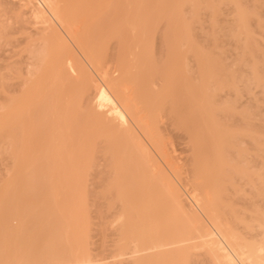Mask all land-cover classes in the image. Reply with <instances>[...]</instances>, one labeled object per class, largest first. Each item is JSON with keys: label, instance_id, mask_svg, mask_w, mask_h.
<instances>
[{"label": "bare ground", "instance_id": "bare-ground-1", "mask_svg": "<svg viewBox=\"0 0 264 264\" xmlns=\"http://www.w3.org/2000/svg\"><path fill=\"white\" fill-rule=\"evenodd\" d=\"M122 1L125 0H118L116 5H122L120 3ZM113 4L114 0H0V42L4 43H1L0 46L2 44L4 46H12V48L22 46L18 53L19 55L25 54V62L20 63L25 64L24 69L26 72L22 90L19 92L21 96L18 94L16 95L17 97H11V100L8 99L10 103L8 101L0 103V152L3 151L2 148L5 150V146H7L2 140L11 139L10 136L14 134L12 141L10 140L11 142L9 141V143L7 139L8 143L6 142L8 149L5 151H8V153L5 156L8 157L7 159L11 157L10 159H13L12 162L14 161L12 164L10 160L11 164L8 166H12H10V169H6L12 173V176H10L11 181L8 179L9 177L7 178L9 183L6 180L9 184L7 189L12 187L14 189L18 185L16 180L18 178L20 180L21 176L24 177V180L25 173L30 175V169L32 168L31 172L36 177H38L37 173L40 171L46 172L48 170L47 178L40 176L38 180H44L45 178L47 184L48 181L50 182L49 185L54 184V190L51 192L55 196V203L53 202V204L57 203L58 198H64L66 185L63 184L62 187V184H59L55 178L56 169H61V166L57 165V168V166L54 167L53 165L52 168L50 167L52 172L49 171V167L44 171L43 169L39 171L38 167H32L33 164H31L29 169L25 165L26 159L23 158L28 159L29 157L33 161L36 157L40 156L36 158V160H40L42 156L44 157L48 154L55 157L54 155L62 151L59 148L63 147L61 146L63 145L62 142L70 145L74 134L72 121L69 120L67 115V109L72 104L75 106L82 101H86L89 98L88 93L92 91L94 95L93 99L90 100L91 114L88 117H90L89 120L94 125L98 123L102 128L101 131H104L106 153L105 148L101 151L104 154L102 162L104 160L103 164H106L105 166L109 168V175H107V181L110 182L108 183L110 187L109 203H117L119 206V213L112 222L116 227V238L118 239L115 242L117 247L111 258L115 261L126 260L127 264H190L191 262L197 264L202 260H199V258H203L202 264L203 261L204 264H264V208H261L262 205L264 207V138L260 137L255 123L250 122V120H247L246 124H244L245 126L240 130L234 128L226 131L223 127L220 129V124L215 122L218 125L213 123V126L211 124L209 126H212L211 129L213 130H210L211 132L209 133L211 135L207 137L211 146L205 151V140L203 138L200 139L197 132H189L188 144L190 153L193 156L192 161L196 154L199 153L203 155L201 156V159H203L202 165L206 166V172L199 173L194 177V181L196 183V179L201 177L209 178L204 182L202 189L198 182L196 183L198 186L193 185L195 183H191L193 185L192 189L182 185L177 179L178 169L172 167L165 159L153 120L146 118L141 111L142 104L146 101V92L149 87V84H146V79L148 80L149 77L148 73H150L149 68H146L147 65L146 67L141 66L139 64L140 60L136 64L135 69L133 68L134 71L126 69L127 67L125 66L127 64L124 65V63L118 61V58L121 57V55L119 57L118 55L122 51L115 56L116 51L120 49L113 51L111 55L106 52V44L109 40L115 39L117 43L120 42V28L122 26L130 27V24L134 23H129L128 15L119 17L112 12L111 18L109 16L108 24H105L107 20L105 23H100L97 27L98 30L92 34L93 36L89 34L91 25H88L87 22L89 23L90 21L92 23L95 20L94 15L97 16L101 15L102 12H108ZM156 11L153 12L157 14L154 17L158 18L159 12L157 13ZM89 16L94 17V20L91 21L92 18ZM242 17L243 13L240 11L238 19ZM77 24L80 27L76 28ZM136 24L133 26L137 29ZM242 31L245 34L248 32L245 29ZM136 37L134 36V38ZM161 42L164 44L163 47H167L165 39ZM122 43L124 45L123 41ZM146 45L144 44L148 48ZM185 47L187 49L186 54L190 55V58L193 56L192 58L195 59V54L196 56H201V54H198L199 50L195 49V52L193 51L196 48L195 46L187 43ZM140 48L144 47L140 46ZM146 48L141 50H146ZM174 49H170V53L166 54L168 65L163 77L165 92L172 93L175 91L177 89L176 87L173 90L175 83L177 81L182 83L179 78L185 75L186 78H181L187 79V85H183L186 88L185 90L188 88L192 90L190 87L193 84V86L196 85L198 87L197 89L196 87H191L198 92L197 95L193 91L196 97L194 95V97L192 95L190 97L189 92L191 91L188 90L187 92L191 104L194 100V106L198 104V98L199 102H201L196 106L197 108L191 107L193 104L189 106V109L187 108L186 110V115L191 117V119L198 116L206 121V117L210 116L208 109L210 108L209 110L211 111L209 106L210 99H212L211 93L218 89L217 86V88L214 86L219 82L222 87L228 88L229 85L221 83L224 81L221 79L215 83L214 78L216 75L213 77L207 75L209 74L206 70L208 68L202 67V63L204 65L206 60L204 58L206 56L203 55V57L201 56L202 60L199 57L196 58V62H201V64L197 63L196 66L198 70V66L201 65L202 69L199 68L201 72L199 71L198 74L194 72L196 70H191L194 72L193 75L197 74L195 79L199 75V79H196L199 86L196 84V80L191 82L192 75L189 77L190 74L188 76L187 74H182L181 76L183 72H181V66L178 64L181 61L177 62V60L182 58L180 54L182 51L178 54V51ZM139 50L136 49L137 53L141 52ZM171 50L173 51L171 52ZM136 51L134 54H136ZM140 54L138 53L137 55L140 57ZM106 55L110 58L112 57L109 60L112 61L113 59L114 61V66L111 64L113 66L111 74L113 75H110V70L107 67L105 70L100 67ZM187 55H182L185 56L184 59H181L184 63L190 60ZM142 56L144 57V55ZM130 60L132 59L130 58ZM137 61L139 60L137 59ZM143 61L145 62V59ZM133 64L135 63L133 62ZM87 68L92 73V76L87 71ZM5 69H8V74L5 76L0 75L2 83H5L9 75H15L17 78L21 77V71L24 70L14 67L12 64H7ZM145 69H148V73L145 72ZM184 69H188V67L186 66ZM253 76L255 78L252 81L258 85L260 83L259 77L256 73ZM185 80H183V83ZM188 83H191V85ZM210 84L214 85L211 90ZM51 88L56 90L54 91L56 92L55 94ZM66 88L71 91L65 93L68 90ZM2 89V91H5L6 88L3 86ZM47 89L49 90L47 91ZM74 94L78 96L74 97ZM35 97L37 100H32ZM38 98L44 101H46V98H51L54 102L53 105L56 107L55 109H57L58 105L62 107L58 106L63 111V114L59 115L60 118L63 116V121L60 119V122L62 121L60 124L62 127L60 128L63 131L60 134L64 137L60 138L61 136H59V140L63 139L62 142L58 141L55 142L57 144H53L57 133H51L52 130L50 129V131L49 128L53 129L56 124L53 127H50L49 124V127L47 125L45 127L48 128L46 133L50 131L51 134L56 136L51 138L53 140L52 143L50 141L51 134L48 140L42 134L43 127L40 123H43V121L39 123L40 126L38 124L37 128H33L34 126L32 127L31 125L32 129L29 128V131H26L27 133L23 131L26 129L24 122L28 124L30 119L34 118L32 116L35 109L33 104L39 101ZM182 104L185 105L184 103ZM32 105L34 106L33 110ZM202 108L204 110L207 109V111L200 110ZM59 109L57 111L61 112ZM30 111L32 118H22L24 114L27 117ZM52 115H54L53 112ZM52 117L55 118V116ZM21 118L22 120L24 119L22 123ZM54 120L56 121V119ZM54 120L52 123H56ZM31 122H34V119ZM19 123L23 124V128L21 126L23 130L20 127L18 128ZM36 123L34 125H37ZM193 125L195 124L193 123ZM11 130L15 133H10L11 135L9 136L8 132ZM31 130L33 131L31 132ZM57 132L59 133V131ZM27 137L29 144L26 143V147H23V144L27 142ZM141 137L147 142V148L153 149H150L153 153L149 152L146 145L143 144L146 143L145 141L141 142ZM237 138L239 140L236 141ZM242 138L249 140V143L251 142L250 144L247 142L249 150H247L248 148L245 150L239 149L241 144H245L244 140H241ZM3 145L5 146L3 147ZM54 145L57 147L56 149H60H58L59 152L57 154H55ZM67 145L64 144V148ZM65 149L64 151L68 152V149ZM43 150H46L47 155ZM232 150L233 152L236 151V159L231 157ZM223 152H230V154H225L226 156H224ZM60 155H62V152ZM54 163L56 164L57 162ZM64 163H66L65 160ZM66 165L68 166L64 165L63 169L70 168L69 164ZM28 170L29 172H27ZM229 170L234 172V176L238 177L233 178L236 182L237 179L238 181L240 180V183L238 184L237 182L238 185L236 184L237 187L233 185L235 191L239 188L238 194L242 193L240 189L244 188V186L247 187L246 189L249 188L248 190L242 189L244 192L247 191L249 193L251 190L250 194L246 193L250 196L248 198V202H250L248 206H250L246 205L247 207H242L240 211L228 207V203H223L224 200L221 199L222 193L225 191L224 184L230 182L228 186L231 187V182H234L230 179V177H233L230 176L232 172L225 175L226 171ZM21 171H26L24 176L23 174L20 175ZM49 173L51 174L49 175ZM31 175L29 178L32 180L28 179L27 175V180H25L33 181L34 177L33 175L31 177ZM171 178L173 181H177L175 182L177 186L172 183ZM38 180L36 179L35 181ZM242 183L243 187H239ZM1 186L2 184H0V191L4 185ZM50 188L52 190V187ZM179 189L183 192H179ZM14 192L16 190H13V194H9L13 197ZM3 193L0 194V264H103L102 260H96L90 253L85 252L87 255L83 253L84 255L81 256L77 254L78 245L74 246V237L76 235H74L75 232H73L72 226L68 225L74 219V209L71 205L74 203H69L66 200L63 206L56 204L48 207V202L47 205L44 204L46 200L39 199L38 205V202L36 204L32 202L29 204L28 202L25 205L23 204L24 201L19 203L20 196H18L19 200L17 198L16 200L13 199L14 201H10L8 200L9 198H6L7 201L5 197L8 193L5 191L4 198ZM21 195L25 194L21 193ZM10 199L12 198L10 197ZM40 201L44 203L42 204ZM258 202L262 204L260 208L258 207ZM21 204H23V207L20 208ZM39 205L40 207H38ZM230 206L232 207L233 205ZM34 208L41 209L39 212L36 211V214L38 213V216L41 217L38 224L39 228L41 227L40 230L46 227L50 217L58 215V222L55 228L56 235L53 234L54 239L43 240L40 243L41 248L39 250H36L35 243L33 244V237L31 234H29L30 236L27 235L30 232L25 227L28 222L30 223L29 220L31 219L32 221V217H34ZM71 216L73 217L71 218ZM9 221L11 222L10 224ZM13 221L15 222L14 226L11 225L14 224ZM27 226L29 227V225ZM24 231H26L25 238ZM20 232L21 234H19ZM8 233L9 237H5L4 234L7 235ZM20 235L23 236L25 241H21L25 243V248L21 247L22 249L20 246L17 247V243H22L20 241L15 242L18 238L17 236L20 237ZM56 237H59V240ZM59 241L64 243L63 248ZM81 245L83 244L81 243ZM41 249L43 253L38 254ZM41 258H43V261H40Z\"/></svg>", "mask_w": 264, "mask_h": 264}, {"label": "rangeland", "instance_id": "rangeland-1", "mask_svg": "<svg viewBox=\"0 0 264 264\" xmlns=\"http://www.w3.org/2000/svg\"><path fill=\"white\" fill-rule=\"evenodd\" d=\"M117 2L118 0H114V4L112 5L111 9L108 10L109 13L106 11L105 13L102 12L101 15H97V16L94 15L95 20L94 17H91L92 15L89 16L90 18H92V20L88 17L89 20L91 21L94 20L92 23H90L89 20H88L89 23L87 22L88 25L89 24L91 25V29H90L91 33L89 30V34H91L90 36H93L92 34H94V32L98 30L97 27L99 26L100 23H105V21L107 20L105 24H108L109 16L111 18L112 12L116 13V16L119 17L128 15L127 17H129L128 18L129 23L130 22L134 23V24H130V27L122 26L120 28V34H121L120 42L117 43L115 39L109 40L106 44L107 45L106 52L108 53V55H111L113 51L120 49L119 51H116L115 56H117V53H120L122 51L121 52L122 54L120 53L118 55V57L121 55V57L118 58V61L120 63L121 62L124 63V65L127 64L125 67H127L126 69L129 70H133V68L135 69L136 64H138L140 60L141 62L139 64L141 66L143 65V67L144 66L146 67L147 65L146 68H149L150 73H148V69H145V72L149 74L148 80L146 79L147 82L146 84H149L148 85L149 87L146 92V99H145L146 101L142 104L141 111L143 112L146 118H151L153 120L155 124V131H157V134L159 136L158 137L160 140L159 142H161L162 144L161 147L163 149L165 159L168 161V163L171 164L172 167L178 169V175H177L178 181L182 185H186L188 189L191 188L193 185L198 186L196 184L198 182L200 188L202 189L204 187L203 186L204 182L209 177L206 178L201 177L202 179L201 178L196 179V183L194 181L195 179L194 177H196L199 173L201 174L202 172L204 173L206 172L205 170L206 166L204 167V165H202L203 159H201V156L203 155L199 153L196 154L194 160L192 161L193 156L190 153V148H189L190 146L188 144L189 132L192 131L197 132L198 137H200V139L203 138L205 140L204 143L205 151H207V149L210 148L211 146L210 140H208L207 137L211 135L209 132L213 131L211 127L213 126L212 124L215 122L220 124L219 125L220 129L223 127V129H225L226 131L227 129L229 130L234 128L240 130L245 126L244 124H246L247 120H250V122L255 123L256 128L260 133V137L264 138V0H127L128 2L127 5H126L127 2L125 0L120 2L122 3V5L121 4L116 5ZM154 11H156L157 13L159 12L158 18L154 17V15L157 16V14L153 13ZM240 11L243 13V17L238 19V13ZM135 24L137 29L134 28L133 26ZM75 27L78 28L80 26L77 24V26ZM135 29L137 30V34ZM244 29L248 31L247 34H245L244 31H242ZM134 36L136 38H134ZM162 38L166 40L167 47L165 46L163 47L164 44H162L163 42L161 41H163L164 39L162 40ZM122 41L124 42V45ZM1 43L3 42H0V44ZM187 43L196 47L193 50L194 52L196 49L197 51L199 50L198 51L199 55L201 54V56L202 55L206 56L204 58L207 60V61L205 60V64L207 65L205 66V64L203 65L202 63V67L208 68L206 69L209 73L207 75L208 76L210 75L212 77L216 75V77L214 78L215 83H217L221 79L224 80L221 83L223 84L226 83L227 85H229V87L227 88V87H222L220 82L215 86L210 84V90L213 88V86L214 87L217 86L218 89L215 90L214 93H211L212 99H210V105H209L211 107V111L209 110L210 109L209 108L208 113H210V116L206 117L207 118L206 121L204 119L202 120L198 116L193 117L194 119H191V117L186 115V110L187 108L189 109V106L193 104L191 107L195 108L201 102H199V98H198V102H197L198 104H195L194 106L193 102L195 100L193 101L191 99L193 101L191 104L190 97H192L193 95L195 96V94L198 93L196 92V89L198 87L196 85L193 86L194 84L192 83L193 84L192 86L196 87V89L191 88L192 87L191 86L190 89L192 90H189V88L185 90L186 88L184 86L187 85L186 83L187 79L186 80L181 79L183 77L186 78V76L185 75L182 76V74H187V76L190 74L189 77L192 75V80H191L192 82L196 79H199V75L198 78L195 79V76L197 74L193 75V73L197 72L199 74V71L201 72L199 68L202 69L201 65L198 66V70L196 68L197 63L201 64L200 61L196 62V58H198L199 56H196L195 54V59H193L192 55H191L192 57L190 58V55L186 54L187 49L185 46ZM3 44L2 46H0V75L5 76L6 74H8V69H5V66L7 64H12L14 67L24 69L25 64L23 65V63L20 62H25V54L22 53L19 55L18 53L22 46L12 48V46H4ZM144 44H147L146 46H148V48H146ZM140 46H143L144 48H140ZM145 48L148 52L146 50H141ZM136 49H140L139 51L141 52L138 53H141L140 54L141 59H139L140 57L137 55L138 53ZM170 49H174L175 51H178V54L180 53V51H182L180 53L182 57L181 59H184L185 56L182 55L185 54L187 55V58L189 56L188 59L190 60L186 61L185 63L180 58L177 60V62L181 61L178 64H180L179 66H181V72H183L181 73L182 77L180 76L181 78L179 79L181 80L182 83L183 80L185 81L183 84L180 83V81H177L176 82L177 85L175 83V88L173 90H175L176 87L177 89L172 93H167L165 92L164 89L165 84H163V77L165 76L164 73L168 65V60H166V54L168 52L170 53ZM135 51L136 54H134ZM172 51L173 50H171V52ZM192 54L194 55L193 52ZM142 55H144V57ZM201 56L199 57V59L201 58ZM109 58L110 57L106 55V57L102 62V66L100 67L103 70H105L107 67V69L110 70L109 71L110 75H113L111 73L113 70L114 61L112 59L113 61L112 62L111 60H109ZM130 58L132 60H130ZM135 58H137L139 61H137V59ZM143 59H145V62L143 61ZM133 62L135 64H133ZM148 65L149 66L151 65V67H149ZM186 66L188 67V69H184V67L186 68ZM190 67L191 69L189 70ZM191 70H196V71L193 72ZM88 72L89 74L91 73L90 70ZM21 73H22L21 77L18 78L15 75L14 76L9 75V78H7L5 83H2L0 80V103H4L5 101H8V99L11 100V97H14L18 94H20L21 96V93L19 92L22 90V84L26 77L25 69L22 70ZM255 73L260 79V83L258 85L255 84L254 81H252V79L255 78L253 76V74ZM231 81L232 84L230 85ZM196 82H197L196 84L198 85V80H196ZM188 84L191 85V83ZM178 85L181 86L178 87ZM3 86L6 88L5 91H2ZM48 90L49 89H47V91ZM51 90L52 92L56 91L53 88H51ZM188 90L191 91L189 92L190 97L188 96L187 93ZM68 91L71 90L68 89L65 93H67ZM193 91H195L194 92L195 94L193 93ZM55 93L56 92H54V94ZM93 95L94 94H92V91H90V93H88L89 98L86 101H82L79 105H75V106L72 104V106L71 107L69 106V108L67 109V115L69 120L72 121V129L74 134L70 145H67L66 142H62L63 139L59 140V136H61L60 138H62L63 136L61 135L63 130H61L62 128H60L62 127V125L60 124L63 121V116L61 118L59 117V115L61 116L63 114V111H61V109L58 108L59 105L57 106V109H59V111L61 112H58L57 109H55L56 107L53 105L54 103L53 99L46 98L45 99L46 101H44L43 99L42 101L38 98L39 101L36 102V104L35 103L33 104L35 107L33 105L31 106L32 110L33 107L35 108L33 111L34 114H32V116L34 117L33 118L34 122H31L33 119L32 120L30 119L31 122L30 124V122L27 119L29 123L27 124V122H24V127L28 130L22 129L23 124L21 123L23 122V120L25 118H30V117L32 118V116L30 115L31 114L30 111V113L27 114V117L24 114L22 118L24 117L25 118L23 120L21 118V123H19L20 126L18 125V128L19 127L21 128L22 126L21 129L24 132L26 131L28 132L29 128H31V125L32 127L34 126L33 128L35 127L37 128L38 124L41 121H43V123H40L41 126L43 127L42 134H44V136L48 140L49 135L51 133H55V132L57 133L55 135L58 138L54 134H51L52 136L50 135V141L52 143L53 140L51 138L54 136L56 138H54L53 144H57L55 142L58 141L63 143V145H61L63 147H59L60 149H62L61 151L62 155H60L61 152L57 154L60 149L59 148H58L59 150L56 149L57 147H55L54 145L55 148L54 151H56L55 154H57L58 156L60 155L59 157L57 155H54L55 157L49 156V154L47 155L46 150H43L47 156L43 157L41 155L42 157L40 160H36V158H39L40 156L36 157L33 161H31L29 157L28 159L27 158H23V159H26L25 165L29 169L31 167V164H33L32 167L35 168L38 167L39 171L42 169L44 171L49 167L50 169L49 171L52 172L51 168L53 167V165L54 167H56L57 165H59V167L61 166L62 170L57 166L59 170L56 169L57 172L55 173V178L57 179V182H59V184H62L61 185L62 187L63 184L66 185L65 195L64 198L61 197L58 198L56 204L63 206L66 200L69 203H74L71 204L74 209V213H73L74 219H72L71 220L72 222L68 223V225L70 227L72 226L73 232H75L74 235H76L74 237L75 245L74 244L73 245L81 246L79 247L80 250L77 246V254L81 256L84 255L83 253L85 252L90 253V255H92L96 260L98 261L102 260L103 264H127L126 260L115 261L111 258L112 254H114L115 248L117 247V244L115 242H117L118 239L116 238L117 237L116 235L117 232L115 230L116 227L115 225H113L112 222L114 220V217L119 213V206L117 203H112V202L109 203L110 187L108 183L110 182L107 181L108 180L107 175H109L108 174L109 168L105 166L106 164L105 165L103 164L104 160L102 162V158L104 157V154L102 153V151L104 150L103 148H105V153H106V141H105L106 139L104 138L105 135L103 136L104 131H101L102 128L101 126H99L98 123H95L96 125H94V123H92V121L89 120L90 117H88V115L91 114L90 100L93 99ZM73 96L77 97L78 95L74 94ZM32 100H37V99L35 97V99L33 98ZM182 103H184L185 105H183ZM59 107L62 108L61 106ZM200 110H203L204 112L207 111V109L204 110L203 108ZM52 112L54 115H52ZM52 116H55V118ZM52 118L56 119V121L53 119L56 123H52L53 121ZM60 119L62 120L61 122ZM35 123L37 125H34ZM193 123L195 125H193ZM48 124L50 125V127H53L56 124V126L53 127V129L49 128V130L50 129L52 130L51 133H50L51 130L46 133V131H48V128L45 127L47 126L49 127ZM210 124L212 125L211 127H209ZM218 124L215 123V125ZM11 131L8 132L9 136L11 135L10 133L14 132ZM32 131L33 130H31V132ZM40 131L42 130L40 129ZM57 131H59V133ZM13 135L14 134H12V136ZM12 136H10L11 139ZM7 139L8 142L11 140L10 138H6L5 140L2 141H4L3 143L8 146V144H6ZM142 139L141 142L145 141L144 139L143 140ZM26 140L27 142L24 141L25 143L23 144V147H26L25 145L26 143L29 144L28 137L26 138ZM237 140L239 139L237 138L236 141ZM241 140H244L243 142H245V144L244 143L241 144L239 146V149L245 150L248 148L247 150H249V144L251 142L249 143L248 142L249 140L243 138ZM64 144L67 145L65 148L68 149V152L64 151L65 149ZM143 144L146 145V148L148 147L147 142ZM5 145H3V147ZM7 146H5V150L8 149ZM2 149L4 152H6L5 154L3 151L0 152V154L1 153L4 154V155L1 154L2 156L0 155V180H2L0 181V184H2V186L4 185L3 187L1 186L2 188L0 194L4 192L3 198L5 197V194L8 193L5 199L9 198L8 200L11 201L13 199L16 200L18 198L19 200L18 196H20L19 203H22L24 201L25 203L23 202V204L25 205H27L28 202L29 204L30 202L35 204L38 202L37 203L38 205L39 199L46 200L44 201L46 203L41 201L40 202L46 205L48 202V207H50L51 205H56L53 204V202L55 203V196L52 195L54 193H51L54 190L53 187L54 184L49 185L50 183L49 181L47 184L46 183L47 180L45 179L48 176L47 173L48 170L46 172L40 171L39 173H37L38 172L37 171L38 168H37L36 173L38 174L37 175L38 177H36L35 174H32L31 172V170L33 169L32 168L30 169V175L31 174L33 175L34 182L31 181L32 180L31 178H29L30 175L28 173H25L28 179L31 180L26 181L27 180L26 175H25L26 180L25 179L23 180L24 177L21 176L20 180L19 178L16 180V183H18V185H16L14 189L13 187L7 189V187H9L7 186L9 185L8 179L11 181L10 176H12L11 175L12 173L7 171L8 169H10V166L12 165L10 166L8 165L11 163L13 164L14 161L12 162L13 159H10L11 157L7 159L8 157H6L5 155H7L8 151H5L4 148ZM147 149L149 152L153 153L151 151L153 149H151L150 147ZM231 152H232L231 157H233V159H236L237 157L236 151L233 152L232 150ZM225 154L228 155L230 154V152L229 153L225 152L224 156H226ZM62 159H64L66 163H64V160ZM106 159L108 163L107 156ZM54 162L57 163L55 164ZM66 164H69L70 166L69 169H63L64 165L68 166ZM5 170L8 172V175ZM24 172L26 171H21L20 175L23 174L24 176ZM27 172H29V170ZM230 172L232 173L230 174ZM50 174L51 173H49V175ZM227 174L233 176L232 178L230 177V179L233 180L235 183L231 182L232 183L231 187L228 186L230 182L224 184L225 191L222 193L221 199L225 201V202L223 201V203L226 204L228 203V207L236 209V211L237 210L240 211L242 207H247L248 204L250 203L248 202V198L250 196H248L247 194H250L251 190L249 193H247V191L244 192L243 190L249 189V188L246 189L247 187L244 186V188H242L243 190L240 189L242 193L238 194L237 191L239 188H237L235 191V187H237V185L240 183L239 182L240 180L238 181L237 179L238 182L237 184L236 180L233 179L236 177V175L234 176L233 171L230 170L226 171L225 175ZM40 176L42 178L45 177L44 180L43 179L38 180ZM36 179L39 181V183L38 181H35ZM6 180L8 183L6 182ZM171 181L172 183L177 182V181H173L172 178ZM191 183H195V184L191 185ZM175 185L177 186L176 183ZM233 185L235 187H233ZM241 186L243 187V183L239 185V187ZM50 187H52V190ZM13 190L14 191L16 190V192H14L13 195V197L15 198H13L11 195L13 194ZM33 191H35L36 194ZM180 191L181 193L183 192L181 189H179V192ZM21 193L25 195L22 196ZM28 193L30 194V196ZM236 193L237 195H235ZM36 195L38 196V198ZM10 197L12 199H10ZM261 202H258V204ZM41 203L40 205H42ZM23 204H21L19 207L20 208L23 207L22 206ZM262 204H259L258 207L260 208ZM40 205L38 207H40ZM230 205L233 206L231 207ZM261 208H264L263 205ZM34 210L35 211L33 212L35 214L36 211L37 212H39V210L41 211L40 208L38 209L34 208ZM35 214H33L34 217H32L33 218L32 221L31 219L30 220L28 219L30 221V223L28 222L29 224L27 223L29 227L27 225H25V227L26 229L28 228L27 230H29L30 232L27 235L30 236L29 234H31V236L33 237V244L35 243L34 246L36 247V250H39V248H41L40 243H42L43 240L54 239L53 234L56 235L55 228L58 222V215H53L52 217H50V219H48L50 220L48 221L47 224L48 226L46 225L44 229L40 230L41 227L39 228L38 224L40 223L41 217L38 216L39 215L38 213L36 215ZM72 217L73 216H71V218ZM10 223L11 222L9 221V224ZM11 225L14 226L15 222L14 224ZM21 232L19 234H21ZM25 232L26 231H24L23 233ZM23 233L22 235H24ZM8 235L9 233L7 235L4 234L5 237ZM22 235H20V237L17 236L18 238L17 240H15V242L17 241L21 242L23 240ZM25 237H26V233L24 235V238ZM56 238H58L59 240V237ZM59 242L61 243V246L63 248L64 240L63 242L62 241ZM81 243L83 245H81ZM23 244L24 246H22ZM19 246L20 248L21 247L25 248V243L22 244L17 243V247ZM42 249L38 251V254L43 253ZM86 253L85 255H87ZM201 259L203 260V258H199V260ZM41 260L43 261V258H41L40 261ZM202 260L197 264L199 263L202 264ZM190 264H194V262H191ZM205 264H209V263H205Z\"/></svg>", "mask_w": 264, "mask_h": 264}]
</instances>
